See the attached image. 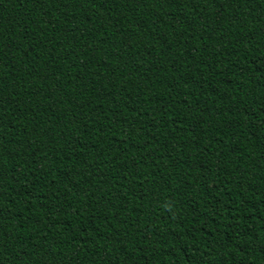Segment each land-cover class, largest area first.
Here are the masks:
<instances>
[{"label": "trees", "instance_id": "1", "mask_svg": "<svg viewBox=\"0 0 264 264\" xmlns=\"http://www.w3.org/2000/svg\"><path fill=\"white\" fill-rule=\"evenodd\" d=\"M0 264H264V0H0Z\"/></svg>", "mask_w": 264, "mask_h": 264}]
</instances>
